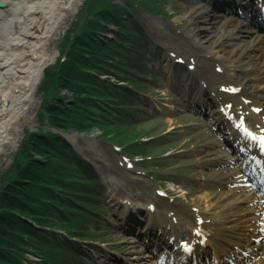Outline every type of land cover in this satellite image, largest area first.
Returning <instances> with one entry per match:
<instances>
[{
	"label": "rangeland",
	"instance_id": "obj_1",
	"mask_svg": "<svg viewBox=\"0 0 264 264\" xmlns=\"http://www.w3.org/2000/svg\"><path fill=\"white\" fill-rule=\"evenodd\" d=\"M134 1L78 0L74 12L67 15L60 22L57 30L45 45V64L35 86L34 103L21 120L23 124L19 131L9 129L7 135L9 139H15L14 146L6 145V149L0 152V189L2 188L1 184H6L10 189H13L11 191L16 197H19V193H23L26 188L16 179L18 178L16 175L17 165H19L21 157L20 167L23 170H32L35 167H39L40 164L49 166L51 164L49 162L53 160L59 162L58 165L64 167L66 165L67 167L64 162L65 156L71 151L79 159L91 164L96 172L95 181H98L96 184L100 183L102 185L98 196L100 200L83 198L82 192L80 190L76 192V186L72 185L74 180L72 171H64L66 178L63 179L67 182L71 181L69 186L73 187V189L70 191L64 189L62 191L61 187L57 188V186L51 185L54 191L59 192L61 190L57 198L51 197L47 200L45 198L42 200L44 204H34L39 208L36 211L39 213L42 210L49 211L53 205L54 210H56L54 213L58 215V217L54 214V216L51 215L47 219L44 218V221L50 222L44 227L46 231L49 232L51 227L53 229L55 227V231L60 233L57 234L60 236L55 237V239L49 238L53 235L51 232L50 236H46L48 233L44 235L46 241L52 240L49 243L58 247L51 251L52 247H50L48 242L44 245V249L50 254L48 261L53 264H69L70 261L72 264H77L72 261L76 257L75 249L72 246L63 248L65 243H77V245L82 246L84 244L83 250L85 252L83 254L85 258L83 261L87 264H94L93 260L99 257L100 254L107 256V259L111 257L112 259H108L109 261L119 259L125 262L123 259L131 255L123 254V245L129 243V241L127 238L128 234H125L120 226L124 220L122 214L125 212L124 208L127 207L125 204L129 200L136 199L137 195L146 203L156 200L152 189L154 186H158V183L150 179L151 174L156 175L157 177H152L157 178V180L160 179L161 174L167 175V178L169 176L172 180L181 172H187L185 177H188L189 181L186 184H193L196 187V184L199 185V183L205 182L209 184L208 190L218 187L207 181L211 179L210 176H208V179L205 176L203 180L197 181L199 176L193 166L204 157L202 153L203 143L210 139L209 134L204 131L206 127L201 125V121L196 122V124H191L189 120L184 121V117L180 116L184 112L173 113L172 109L175 108V102L168 92L177 93V88L173 83L176 82L178 84L182 80V78L177 77L182 73L181 67L175 66L173 61L178 58V55L181 56L180 54L186 57L181 45L184 34L166 25L164 33L166 41L164 43L162 41L158 43L155 39L153 41L148 40L147 43L150 41L152 46H148L150 50V54L146 55L148 61L142 62L144 69L139 67L141 70L143 69L141 75L129 68L130 63L125 58L127 53L123 54L125 48L122 44L125 43V34L129 35L131 33L128 25L132 18H137L138 21L145 24V27L153 31V28H151L153 21L144 16L146 11L141 8L148 7V12L151 16L167 22L177 15L190 11L192 5L189 2L194 0H137L138 4L136 5H134ZM127 14L130 16H127ZM166 15H168L169 19H166ZM97 18L104 21L103 26L97 24ZM203 20L205 22L208 21L206 17ZM92 22L93 24L95 22L97 27L89 36L87 35V28L91 26ZM183 23L185 24V22ZM208 23L207 26L211 28L212 32H216L219 27H222L220 23L211 22V24L209 21ZM105 32L112 37V41L106 36ZM113 38H117L118 42L113 41ZM153 42L155 45L160 44L158 45L160 48L154 47ZM132 44L134 46L135 42ZM117 47H120V52L118 53L123 58L120 59L122 62L108 65L107 52L113 53ZM130 48L127 51L125 50V52H128ZM94 51L100 54L98 60L90 55ZM150 55L156 56L153 62ZM93 59L96 62L92 63ZM128 71L131 72L129 75ZM147 73L159 77L156 80L157 83H154L153 89L150 88L149 83L145 84V80L142 78V76L148 78ZM240 73V71H235L230 75L238 76L241 83H251L252 73ZM167 74L170 75L172 81H169ZM84 75L91 78L90 83L86 82L88 78H84ZM102 86H107L109 89L101 88ZM79 87H82V89L79 90ZM124 88L128 91V96L135 110L142 115L141 109L136 107L138 101H142L148 104L150 109L155 107V111L159 113L156 114L165 117L162 119L163 122H159L161 119L152 118L146 122L131 121L130 124L124 126L122 124V113H128V115L129 112L131 113L132 105L128 104L126 106L127 112L121 111L120 116L116 113L118 118L115 121V125L112 126L113 122L110 119L112 115L109 117L110 111L114 110V101H118L117 95L119 92H123ZM115 90L119 92H115ZM168 103H171L174 107L170 109L171 112L167 108L168 106L170 107ZM113 113L115 112L113 111ZM129 117L133 118L130 115ZM71 133L88 137L89 140L93 139L92 145H95V149L83 153L77 145L72 144L66 137V134ZM33 137L49 141L53 148L50 155L51 161L48 158L49 156H46L47 154H39L40 150H43L39 147V143L32 147ZM22 141H25L24 144L21 143ZM84 143L86 141H82V144ZM25 148L27 151L23 155L21 152ZM121 150L126 153L125 155L129 154L127 156L131 157L132 161L139 159V163H129ZM96 154L99 156H96ZM148 156H150L151 160H149ZM145 158L153 163V167H156V164L160 162L163 167L158 168L157 171L161 173H157L154 168L146 163V167L142 169L141 166L144 164L143 160ZM94 164H97V166ZM190 168L193 169L190 170ZM65 173H63L64 177ZM165 185L170 188L173 184L169 182ZM185 187L186 190L183 189V191L177 189L178 192H168L170 195L167 198L165 197L167 202H173V206L178 207L184 206L185 201H187L186 205H189L196 198L195 202L197 203L198 197L196 194L197 192L201 193V190L194 191L187 186ZM127 190L133 192L130 196H126L130 199L125 200V203L118 200L125 197V194L130 193ZM81 194L83 196L78 197ZM198 196L201 195L198 194ZM61 197H66V199H60ZM26 203L27 205H32L29 201ZM92 204L96 205L93 206ZM69 212H77L78 215L70 217L67 215ZM64 217L69 219V225H71L73 220L78 226V228L74 229H80L79 232H76L78 230H74L70 226L64 230L57 229L56 226L63 225L66 227L65 224H62V222H65ZM138 217L141 218L139 215ZM4 218H6L5 215ZM70 231H75L76 234H70ZM7 232L10 233V230H7ZM3 240L4 237L0 234V244L3 243ZM140 241L142 242V240ZM87 245L96 246L95 252L89 250L86 247ZM60 248H62L61 253H59ZM72 249L73 253L71 252ZM100 249L101 252H98ZM35 251L38 252L37 248L31 246L30 248L27 247L26 251H21L23 260L26 254L25 261L29 264H38L40 260L39 256H36ZM7 252L8 250L3 247L1 254L4 255ZM11 253L9 251V254H6L7 257ZM111 253L113 254L110 255ZM71 254L72 257H70ZM117 254L119 257H117ZM141 257L145 260L141 264L152 262L146 254L141 253ZM89 258L91 259L90 262L88 261L90 260ZM3 261L1 258L0 264H4ZM133 263L138 264L132 261Z\"/></svg>",
	"mask_w": 264,
	"mask_h": 264
},
{
	"label": "bare ground",
	"instance_id": "obj_2",
	"mask_svg": "<svg viewBox=\"0 0 264 264\" xmlns=\"http://www.w3.org/2000/svg\"><path fill=\"white\" fill-rule=\"evenodd\" d=\"M257 1H259V8L264 12V0ZM229 2H231V0L190 1L189 3L192 5L190 11L177 15L167 22L159 19L158 17V19L154 18L147 10L144 12V16L153 21L151 24L153 31L148 27H145V24L138 21L137 18L134 19L135 21H133V23L135 22L136 24L138 21L137 27L140 35L146 37L150 41L155 39L158 43H160V41L163 43L166 41L164 35L166 25H169L178 30L179 33L184 34V39L181 42V45L183 47L182 50L185 51L186 57H183L182 54H180L181 56L178 55V64L182 66V68H180L181 70H185L186 75L188 73V77H192L194 75L199 78L200 85H205V87L202 88H205L206 95H209V98L207 97L208 101H206V104L208 103V105L213 106L210 109L214 110L212 113H207L209 118V120H207L208 123H215L217 126L216 128L222 126L224 123H227L228 120L226 119L230 118L228 117L230 114L227 113L224 106L227 107V103L232 102L233 104L234 102L235 106L239 105L242 107L233 108V116H236V124L241 128L245 126V129L247 130L250 128L253 135L263 136L264 36L261 31H263L264 22H261V20L257 18L259 10L253 13L252 16L250 14L251 19L248 18V13L246 12L244 13V17L240 18L237 13V9L240 12L245 10H243L241 5H236L238 0H236V3L235 0H233V3L228 9H218L214 5V3L222 5ZM77 3L78 0H0V152H3L6 149V145L14 146L15 139H9L7 135L9 133V129H15L17 132L19 131L23 124L21 120L25 117L28 110L34 103L35 86L41 76V71L45 64V45L52 37L53 33L57 30L60 22L64 20L67 15L74 12ZM134 3V5L138 4L137 0H135ZM232 8H236V13L230 12ZM127 16L130 15L127 14ZM167 16L168 15H166V19H169ZM205 17L210 23H220L222 27H219L216 32H212L211 28L207 26L209 24L208 21L205 22L203 20ZM96 21L99 26L104 25V21L102 19L97 18ZM183 22H185V24ZM133 23H130L128 27H132ZM105 33L112 41V37L107 35V32ZM157 37L159 39L162 38L163 40H159ZM113 41L118 42L117 38H113ZM125 41L130 43L132 42V39L126 38ZM150 41L147 45H145L146 49H148L147 46H152ZM143 45V42L139 44L141 47H143ZM158 45H155L153 42L154 47H159ZM118 52H120V47H117L113 53L107 52L108 65L115 63L120 64L122 62L120 60L122 57ZM134 53L136 56L138 55V52L135 51ZM151 59L153 60L154 56L151 55ZM176 64L177 63H175V65ZM215 68H220L221 72ZM205 70L208 72L204 74ZM230 70L232 72L240 71L246 74L252 73L253 76L251 78V83H241L236 77H230V79H227L231 73ZM137 73L141 75V72ZM142 78H144L146 84L148 82V78H146V76H142ZM211 83L213 85L215 83L218 87L222 85L229 86L231 91L229 92L225 90L224 92H217L212 88ZM80 89H82V87H79V90ZM232 91L237 92L238 95H231ZM239 95H242V97ZM211 97L213 100H210ZM219 99L221 102L217 105L218 102L216 101ZM204 103L192 105L188 99H185L183 106L185 109H187L188 106H192L193 108H206ZM140 104L136 107L141 109L142 115L140 114L134 121L146 122L147 120L144 117V111L147 114H151V111L149 106L145 103L143 104L142 101H140ZM168 104L170 107L168 106L167 108H169L168 110L171 112L170 109L174 107L171 103ZM219 107L221 109H219ZM174 109L177 110L176 105ZM239 109L245 112H242ZM252 109H255L257 113L253 112ZM180 111L184 112L185 110ZM246 111H248V113H246ZM163 117L164 116L156 118L161 119L159 122H163ZM236 124L231 123V125L235 126ZM66 137L72 144L77 145L83 153H87L89 150L93 151L95 149V145H92L93 139L89 140L88 137H82L81 135H77L75 133L66 134ZM247 139L251 141L250 137ZM82 141H86V143L82 144ZM212 148L215 149L213 146ZM56 149L58 148L56 147ZM257 153L258 156L263 155L262 151ZM225 155V152L219 151L218 153H215L209 161H207V164L216 166L217 163H220V160L222 163L227 164V166L218 168L215 173L214 182H218L222 185L226 194L222 197V199L219 197L220 194L214 197L205 194L203 198H206V201L208 202L207 208L212 209V207H215L213 203L220 201L228 204L230 208H220L213 214H208L210 211L209 209L202 213L199 206L196 205L195 207H197L199 211L196 209L193 212L186 213L190 219L196 220L193 224L194 226H197L200 218L203 221L200 226L196 227L199 234H201L203 228V230L210 233L211 236H217L218 229L222 227L224 229L227 228L225 223L220 222H228V218L232 217L239 223V228L242 231V233H239V240H242L243 237L251 238V236H253L251 232L256 229V239H262L263 241L264 236L261 235L260 232L264 233V224L258 223L255 225L254 223L252 228H248V223L252 222L255 218L264 221V206L261 204L260 198L255 195V192L245 185L242 178L236 176L237 170L235 168H230L229 166L233 159H228ZM96 156L99 155L96 154ZM94 165L97 166V164ZM97 178L99 179V177ZM127 192H130V190H127ZM132 193L133 192H130L127 195L125 194V197L119 198L118 200L125 203V200L130 199L126 196H130ZM136 197V199L132 198L133 200H129L125 204L127 206V210L122 214L124 218L123 223H128L129 221L138 223L139 228L141 229L140 232L142 231L144 244L149 245L151 240L152 243H154L156 234L158 236L163 235L164 231L162 230H166L164 228L171 219V212L163 211V215L159 211L151 212L149 210H144L143 207L147 206L144 203H140L142 200L139 195ZM198 200L201 201V197H199ZM131 207H133V213L130 212ZM169 210H173V208L169 207ZM142 211L144 213V217L139 218L138 215H140ZM178 211L182 212L180 209ZM35 214L36 215L31 220L27 221V227H29L30 231L34 229L38 231L42 230L43 228L39 226L41 225L40 223L44 221V218L51 216V214H46L45 212H35ZM220 216L224 219L221 220ZM216 217H218V220H216ZM140 221H144V223L141 224ZM220 225H222V227ZM49 232H51V234L53 233L54 237L60 236L57 235L60 233L55 231V227L54 229L51 227ZM138 233L139 232L137 231L135 234H130L127 237L130 243L123 245V254L126 253L128 254L127 256L131 255L130 257H125L123 259L125 262L117 259L116 257L115 259L117 260L109 261L108 259H112L111 257H108L107 259V256L100 254L99 257L93 260L94 264H132V259H135L134 262L141 264L144 259L135 256L140 255L137 254L136 250L139 251L141 249L144 251L147 250L149 246L138 244L141 246L138 248L137 243H139V239H137L136 236ZM164 234L167 235L168 233L165 232ZM250 240L251 239L247 240V242ZM50 241L52 240H48V242ZM174 244L175 243L169 241V245L173 246ZM258 244L260 243H255L252 247L258 249ZM50 247H52L51 251L54 248H58L52 244H50ZM60 249L59 253L62 252V248ZM200 249L204 250V248ZM98 252H101V249ZM182 253L183 254L179 255L177 251L176 256L178 259H183L186 252ZM112 254L113 253L110 255ZM25 256L27 257L26 254ZM26 257H24V260L22 257L21 264H29L25 261ZM70 257H72V254ZM117 257H119L118 254ZM84 258L85 257H82L78 260L79 264H87L83 261ZM88 261L90 262L91 259ZM257 263H260L258 258L255 259L253 264Z\"/></svg>",
	"mask_w": 264,
	"mask_h": 264
},
{
	"label": "trees",
	"instance_id": "obj_3",
	"mask_svg": "<svg viewBox=\"0 0 264 264\" xmlns=\"http://www.w3.org/2000/svg\"><path fill=\"white\" fill-rule=\"evenodd\" d=\"M144 5V4H142ZM144 11L148 10V7L143 8ZM110 12V10H108ZM127 11V10H126ZM125 11V12H126ZM135 19V18H134ZM133 18L132 20H130V23H133V21H135ZM138 23V22H137ZM137 23L135 24V22L133 23V26L130 27V31L131 33L129 35H126V38L128 39H132V42H126L123 43L122 45L124 46V54H126V60L129 61L130 63V69L135 71V72H143L142 70L144 69V66L142 65L143 61H148L147 58V54H150V50L146 49L145 45H147V38L143 37L142 35L139 34L138 32V27H137ZM97 24H93V22L91 23V26L87 31V35L91 36V33L93 31L96 30ZM133 34V35H132ZM135 42V45L132 46ZM143 42V47L139 46L140 43ZM131 46V48H130ZM148 47V46H147ZM130 48L128 50V52H125V50L127 51V49ZM138 52V55L136 56L134 52ZM90 55L94 56V59H99L100 58V54L98 52H93L90 53ZM129 55V56H128ZM151 56V55H150ZM92 60V63L96 62V60ZM125 64V63H124ZM102 66V64H101ZM95 67V66H94ZM143 67V69L141 70L140 68ZM100 68V65H99ZM103 69V68H102ZM131 72L128 71V75ZM145 73V72H144ZM87 75H84V78H88L86 77ZM147 76H149V74L147 73ZM90 79H87V83H90ZM106 90L109 89V87L104 86ZM103 86L101 88H104ZM117 89L118 87L115 86ZM77 90V89H76ZM79 91V90H77ZM124 88L123 92H119L118 90H115V92H119L117 97H118V101H114L115 106H114V112L110 111V119L113 122L112 126L115 125V121L117 120L118 116L116 115V113L120 116L121 111L127 112V108L126 106H128V104L132 105L131 101H130V97L128 96V91ZM122 117V121H123V125L126 126L127 124H130L131 121H134L136 117H138V111L134 109V107H131V113L129 112V115L133 118H130L128 113L123 114ZM114 119V120H113ZM135 122V121H134ZM113 128V127H112ZM34 139L32 140V147L35 146V144L39 143V147L43 150H40L41 155L47 154L46 156L50 159V155H51V149H53L51 147V144L49 143V141H46L45 139H40L38 137H33ZM25 141L22 142V144H24ZM126 142V141H124ZM129 143V142H126ZM26 145V144H25ZM49 148V149H48ZM56 150V149H55ZM27 151V149L25 148L21 154H25ZM20 154V155H21ZM19 157V155H18ZM22 157L19 159V165H17V169L16 170V175L19 180V183H21L22 186H25V190L22 193H19V197H16V195H14L12 193L11 190H13L12 188L10 189V187L6 184H1V187L4 189H0V221H1V225H0V234L1 236L4 237V240L2 241L3 243L0 244V259L2 258L3 263L4 264H21V259L23 257V255L21 256V251H26V248L30 246L33 248H37L38 252L35 251L36 256H39V262L38 264H53L51 263L49 260V253L47 252L46 249H44V245L45 243L48 242V240L46 241V239L44 238V235L46 236H50V232L46 231V227L45 225L49 224L50 222L47 221H42L39 225L41 226L43 229L42 230H31L29 229V227H27V224L29 220H31L36 214L35 212L37 210H39V208H37L34 204L35 203H43V199L46 198H57L58 194L61 193V190H59V192H57L56 190L54 191L52 189L51 185H55L57 186V188L61 187L62 191H64V189L70 191L73 189V187H70L69 184L71 181H65L63 178H66V172H71L74 175V180H73V184L76 186V192L77 191H81L82 194L84 195L83 198H87V199H97L98 198L96 196V191L98 189L99 183H97V180L95 181V172L93 171L92 167L87 164L86 162H84L83 160L79 159V157H77V155L73 152H69L66 156H65V164H67V167L65 165L64 166H60L58 165L59 162L53 160L49 163H51L49 166L48 165H44L40 164L39 167H35L32 170H23L20 167V163H21ZM71 166V167H69ZM69 167V168H68ZM18 171V172H17ZM63 173H65V177L63 175ZM25 184V185H24ZM55 188V189H57ZM86 189V190H85ZM38 192H43V193H38ZM71 194V193H70ZM78 195V197H81L83 195ZM60 199H66V197H61ZM3 200V202H1ZM30 202L32 203V205H27L26 202ZM9 202V203H8ZM3 204V205H2ZM10 204V205H8ZM82 205V204H81ZM93 205V204H92ZM96 205V204H94ZM93 205V206H94ZM5 206H9V207H5ZM55 206V205H54ZM50 207V206H49ZM56 207V206H55ZM8 210H7V209ZM37 208V209H36ZM56 210H54L53 205L50 207L49 211H44L42 210L40 213H46V214H51L52 216H54V214L58 217V215L56 213H54ZM4 215L6 216V218H4ZM67 215H69L70 217L73 215H78L77 212L75 213H67ZM64 221L62 222V224H65L66 227H64L63 225L61 226H56L57 229L60 230H64L65 228L68 229L69 226L70 228H78L77 224L72 220L71 225H69V219L67 217H64ZM3 219V220H2ZM47 219V218H46ZM12 221V222H11ZM62 221V220H60ZM15 227V228H14ZM7 230H10V233L7 232ZM74 230H78V229H74ZM80 230V229H79ZM76 231V232H79ZM42 232V233H41ZM70 234H76L75 231H70ZM41 233V234H40ZM20 234V235H19ZM53 234V233H52ZM22 236V237H21ZM24 236V237H23ZM19 237V238H18ZM56 237V236H55ZM53 235L49 238L53 239L55 238ZM1 242V241H0ZM35 243V244H33ZM49 243V242H48ZM63 246V245H62ZM72 246V248H77V244L76 243H65V245L63 246ZM5 247L8 252L6 253L7 255L9 254V251H11V255L9 257H7L6 254L2 255L1 254V250L2 248ZM26 247V248H25ZM15 251V253H14ZM43 251V252H42ZM71 251V250H70ZM69 251V252H70ZM73 253V249L71 251ZM16 254L18 255L16 257ZM45 256V257H44ZM62 262V260H61ZM31 264V263H30ZM55 264V263H54ZM65 264V263H64ZM69 264H72V262L70 261Z\"/></svg>",
	"mask_w": 264,
	"mask_h": 264
}]
</instances>
